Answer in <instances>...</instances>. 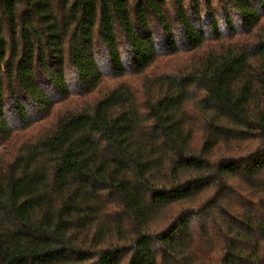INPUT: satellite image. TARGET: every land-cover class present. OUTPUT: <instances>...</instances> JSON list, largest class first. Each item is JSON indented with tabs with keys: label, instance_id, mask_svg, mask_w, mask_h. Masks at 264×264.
Instances as JSON below:
<instances>
[{
	"label": "trees",
	"instance_id": "trees-1",
	"mask_svg": "<svg viewBox=\"0 0 264 264\" xmlns=\"http://www.w3.org/2000/svg\"><path fill=\"white\" fill-rule=\"evenodd\" d=\"M0 264H264V0H0Z\"/></svg>",
	"mask_w": 264,
	"mask_h": 264
},
{
	"label": "rangeland",
	"instance_id": "rangeland-1",
	"mask_svg": "<svg viewBox=\"0 0 264 264\" xmlns=\"http://www.w3.org/2000/svg\"><path fill=\"white\" fill-rule=\"evenodd\" d=\"M215 4H217V1H215Z\"/></svg>",
	"mask_w": 264,
	"mask_h": 264
}]
</instances>
